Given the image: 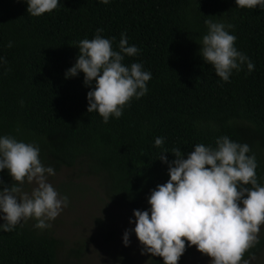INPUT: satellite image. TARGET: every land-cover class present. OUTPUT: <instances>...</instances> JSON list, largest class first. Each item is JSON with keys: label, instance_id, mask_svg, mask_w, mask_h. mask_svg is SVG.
I'll return each instance as SVG.
<instances>
[{"label": "trees", "instance_id": "1", "mask_svg": "<svg viewBox=\"0 0 264 264\" xmlns=\"http://www.w3.org/2000/svg\"><path fill=\"white\" fill-rule=\"evenodd\" d=\"M27 8L26 2L0 0V136L37 145L42 164L55 174L69 170L70 178H92L107 206L134 219V210H150L152 190L170 179L168 164L159 159L165 150L171 162L174 148L187 158L195 145L215 148L219 137L228 136L249 145L264 186V8L242 9L235 0H60L40 17ZM206 20L234 26L226 30L237 37L235 47L253 71L245 64L229 82L216 75L200 55ZM97 29L116 51L126 34L139 52L123 63H140L152 74L147 94L107 123L87 111L92 88L84 74L65 77L77 61L79 42L95 38ZM160 137L164 142L157 147ZM0 176L12 182L7 169ZM35 223L0 230V264H80L84 247L64 249L63 240ZM258 239L244 259L264 249V231ZM196 251L187 246L179 264ZM114 260L164 264L151 254L135 260L121 253Z\"/></svg>", "mask_w": 264, "mask_h": 264}, {"label": "clouds", "instance_id": "2", "mask_svg": "<svg viewBox=\"0 0 264 264\" xmlns=\"http://www.w3.org/2000/svg\"><path fill=\"white\" fill-rule=\"evenodd\" d=\"M26 2L27 12L33 17L51 13L60 0H18ZM239 8H264V0H235ZM105 5L110 0H100ZM208 32L202 37L200 55L212 65L224 82H229L233 70L254 64L235 47L237 37L226 29L234 26L222 22L205 21ZM97 29L93 39L79 42V56L65 77L84 74L88 113H98L105 123L111 117L120 118L132 99H140L148 92L151 72L144 71L140 63L130 67L123 63L125 56L139 52L129 46L122 34L119 51L112 41L103 38ZM11 43L9 47H11ZM163 138H156L161 147ZM248 144L233 142L228 136L216 140V147L197 144L187 158L179 148L171 153L176 157L169 162L165 150L159 159L168 164L170 179L152 190L148 203L150 210H134V232L142 245L141 254L162 257L164 264H179L187 246H195L211 258V264H249L244 259L257 243L264 225V186L258 182L255 155ZM37 145L18 141L14 136H0V173L8 170L11 183L0 176V230L12 232L21 221L35 220V227L47 229L68 206V198L48 182L55 175L52 167L40 160ZM35 185L31 193L23 186ZM243 205V206H241ZM132 230L124 233L123 242L130 246ZM254 258V256H253Z\"/></svg>", "mask_w": 264, "mask_h": 264}, {"label": "rangeland", "instance_id": "3", "mask_svg": "<svg viewBox=\"0 0 264 264\" xmlns=\"http://www.w3.org/2000/svg\"><path fill=\"white\" fill-rule=\"evenodd\" d=\"M70 175L69 170H62L48 176V182L60 197L68 198V206L54 221H49L51 233L63 240L64 249L76 243L84 247L80 264H120L114 258L121 253L135 260L141 259L144 256L142 245L135 235V225L130 223L134 220L130 212L107 206L92 178L74 179ZM34 186L25 182L23 191L30 194ZM128 230H132L130 246H125L123 236ZM261 231H264V225ZM106 232L112 233L111 239ZM183 264H211V258L197 250ZM249 264H264V249L249 260Z\"/></svg>", "mask_w": 264, "mask_h": 264}]
</instances>
